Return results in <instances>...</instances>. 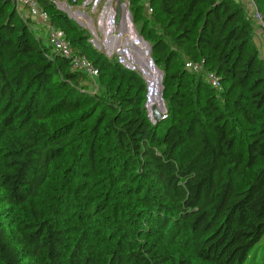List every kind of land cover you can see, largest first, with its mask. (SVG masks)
<instances>
[{
  "label": "trees",
  "instance_id": "trees-1",
  "mask_svg": "<svg viewBox=\"0 0 264 264\" xmlns=\"http://www.w3.org/2000/svg\"><path fill=\"white\" fill-rule=\"evenodd\" d=\"M247 1L131 0L133 19L140 20L139 32L151 43L168 91L172 117L159 134L160 121L152 124L146 117L147 83L138 71L92 49L88 35L73 36V22L53 0H39L50 24L65 31L73 54L99 68L96 78L116 100L89 94L82 84L89 74L55 51L48 37L39 42L32 18L21 15L11 0H0V130L8 131L0 137V172L13 196L25 203L26 232L47 264H173L175 259L169 248L146 241L136 248L115 247L104 258L83 236L69 245L65 230L44 217L36 196L64 147V141L52 140L53 120L46 115L54 109L46 108L54 77L108 104L92 127L93 139L107 130L130 159L144 214H152L171 242L213 264L245 263L264 237V54L254 40L257 19ZM254 1L264 16V0ZM183 61H204L205 71L187 70ZM209 71L219 75L221 89L209 82ZM189 85L193 90L187 92ZM245 123L253 130L242 144ZM74 130L81 138V130ZM88 158L94 168L95 143ZM261 259L254 254L252 264H264ZM0 264H24L1 223ZM178 264L194 263L184 257Z\"/></svg>",
  "mask_w": 264,
  "mask_h": 264
},
{
  "label": "rangeland",
  "instance_id": "rangeland-1",
  "mask_svg": "<svg viewBox=\"0 0 264 264\" xmlns=\"http://www.w3.org/2000/svg\"><path fill=\"white\" fill-rule=\"evenodd\" d=\"M53 2L57 10L64 12L73 22L76 29L73 36L88 35L86 41L92 49L102 51L108 57H116L124 68L138 71L142 73L141 76L146 83L152 82L150 96L147 95L148 89L146 90L144 107L146 117L150 119L153 106H158L162 118L159 120L157 133L162 134L172 117L164 73L154 59L150 49L151 43L139 32V18L135 21L133 19L131 0H127L123 7L120 25L116 22L118 3L115 0H77L76 3L72 0H53ZM20 13L25 18L28 16L32 18L33 35L39 42H45L49 36V28L38 22L27 8H21ZM153 24L158 26L155 22H151L150 25ZM254 40L259 48L263 47L257 33ZM187 62L182 63V67L191 71ZM184 80L187 84L193 83V78L188 79L189 83ZM74 84L70 82L64 85L61 77H54L47 94L49 98L46 108L52 105L54 108L46 114L51 115L53 120L49 133L52 140L64 141V147L62 155L51 163L49 179L36 196L44 217L53 228L65 230L69 245L83 236L89 243L91 251L104 258H108L115 247L136 248L146 241L169 248L175 256L173 264H178L184 257L191 259L194 264H213L199 259L193 250L184 244L171 242L153 221L152 214H144L145 204L136 196L139 176L135 175L130 159H126L120 153L109 132L102 128L97 139H93L92 127L107 111L108 104L105 102L116 100V95L110 93L100 79L90 76H85L82 84L89 94L103 93L105 102L96 100L93 94L83 96V93H86L83 89L79 90V94ZM29 88L30 86L27 87ZM191 90L193 87L189 85L186 91ZM62 101L65 105L56 109L57 103ZM157 122L152 117V124ZM69 124L71 128L67 129ZM6 129L1 128L0 137L8 132ZM74 129L81 130V138L75 136ZM252 130L253 128L246 123L240 128L242 144ZM93 143L97 151L94 168L88 158L89 148ZM1 150L0 146V155ZM139 215H146L148 218H139ZM28 222L29 212L25 203L13 196L0 172V223L6 228L7 237L12 245L21 251L24 264H47L38 246L30 241L26 232ZM262 244L264 237L252 249L244 264H252L254 254L259 260L264 258Z\"/></svg>",
  "mask_w": 264,
  "mask_h": 264
},
{
  "label": "built area",
  "instance_id": "built-area-1",
  "mask_svg": "<svg viewBox=\"0 0 264 264\" xmlns=\"http://www.w3.org/2000/svg\"><path fill=\"white\" fill-rule=\"evenodd\" d=\"M20 12L21 8H27L32 16H34L38 22L49 28V42L58 53L71 58L72 65L75 69L83 70L89 74L90 77L96 78L99 75V68L85 55H74L72 52L71 42L66 37L65 31L61 28L54 27L50 24V15L45 10L39 0H11ZM119 3V0H115ZM127 1V0H125ZM248 5L254 8V14L257 19V31L258 36H262L264 43V16L263 13L258 9L257 4L254 0H248ZM117 10V9H116ZM152 11V8L149 9ZM264 49V48H263ZM187 66L197 70L205 71L204 61L194 62L188 61ZM207 78L213 87L217 89L222 88L221 78L213 71L207 72Z\"/></svg>",
  "mask_w": 264,
  "mask_h": 264
},
{
  "label": "water",
  "instance_id": "water-1",
  "mask_svg": "<svg viewBox=\"0 0 264 264\" xmlns=\"http://www.w3.org/2000/svg\"><path fill=\"white\" fill-rule=\"evenodd\" d=\"M74 1H76V0H74ZM125 5H126L125 0H119L118 6H117V19L118 20L121 19V17H122V11H123V7ZM150 49H151V46H150ZM147 89H148L147 95L150 96V94H151V82L150 81H147ZM152 117L156 120V122L162 118V113H161V111L157 105L153 106L152 112L150 113V121L151 122H152Z\"/></svg>",
  "mask_w": 264,
  "mask_h": 264
},
{
  "label": "crops",
  "instance_id": "crops-1",
  "mask_svg": "<svg viewBox=\"0 0 264 264\" xmlns=\"http://www.w3.org/2000/svg\"><path fill=\"white\" fill-rule=\"evenodd\" d=\"M116 22H117V25H120L121 24V19H119V20L117 19ZM258 37L261 39V43H262L263 48H264V43H263V40H262L263 39L262 36H258Z\"/></svg>",
  "mask_w": 264,
  "mask_h": 264
},
{
  "label": "bare ground",
  "instance_id": "bare-ground-1",
  "mask_svg": "<svg viewBox=\"0 0 264 264\" xmlns=\"http://www.w3.org/2000/svg\"><path fill=\"white\" fill-rule=\"evenodd\" d=\"M152 83V82H151ZM152 88V87H151Z\"/></svg>",
  "mask_w": 264,
  "mask_h": 264
}]
</instances>
